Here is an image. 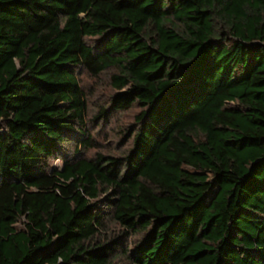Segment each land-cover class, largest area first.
Masks as SVG:
<instances>
[{"label":"trees","instance_id":"1","mask_svg":"<svg viewBox=\"0 0 264 264\" xmlns=\"http://www.w3.org/2000/svg\"><path fill=\"white\" fill-rule=\"evenodd\" d=\"M1 129L0 264H264V0H0Z\"/></svg>","mask_w":264,"mask_h":264},{"label":"rangeland","instance_id":"2","mask_svg":"<svg viewBox=\"0 0 264 264\" xmlns=\"http://www.w3.org/2000/svg\"><path fill=\"white\" fill-rule=\"evenodd\" d=\"M109 74L110 70L103 72L97 78H93L85 70H78L79 82L86 93L87 100L85 120L94 143V147L83 150L85 156H91L96 151L117 156L130 145L129 130L133 125L134 115L139 110L136 105L122 111H113L111 109L105 116L95 118L100 108L108 109L109 98L114 92L109 84ZM0 131L1 134L4 133V130L1 129ZM67 146L70 152L73 146ZM49 164L60 168L62 160L51 159ZM106 226L107 233L105 236L119 233L118 226L112 221L108 220ZM126 238L121 239L120 247L124 248L127 246L130 248L138 236L130 235Z\"/></svg>","mask_w":264,"mask_h":264}]
</instances>
